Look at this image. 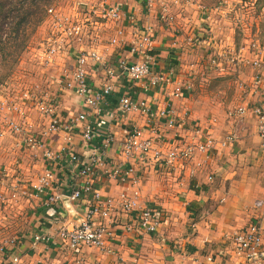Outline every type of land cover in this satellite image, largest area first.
Listing matches in <instances>:
<instances>
[{
    "label": "crops",
    "instance_id": "0c3cea01",
    "mask_svg": "<svg viewBox=\"0 0 264 264\" xmlns=\"http://www.w3.org/2000/svg\"><path fill=\"white\" fill-rule=\"evenodd\" d=\"M111 4L123 6L125 12L136 14L144 22L158 21V26L155 24L157 28L154 26L158 39L153 51L157 58V68L174 69L178 74V81L169 89L152 87L145 90L140 82L133 84L125 76L118 81H107L100 67L90 66L88 77L92 85L101 87L107 82L114 84L115 90L100 103V114L95 108L84 104L82 96L72 91H63L62 86L60 94L56 96L55 105L59 116L64 120L88 112L91 120H103L102 128L97 129L98 133L91 141L84 139L81 127L74 128L70 141L66 138V131L59 130L44 137L46 146L54 151L68 147L69 153L87 158L95 151L101 153L100 147L103 146L106 136H113V142L104 151L105 164L98 166L94 180L96 186L105 195L118 196L123 191L131 190L130 176L126 180L111 178L107 170L116 166L122 169L124 165H129L121 152L124 135L132 125L143 126L146 135H151L145 119L139 113L122 114L117 111V103L123 94L132 92L130 94H134L135 97L146 98L159 105L171 101L176 116L186 118V127L200 124L208 127L217 138L231 131L236 132L238 137L231 145L215 151L212 159L204 163L195 176H187L186 169L180 170L175 175L167 174L166 171H150L149 175L146 174L140 184L143 202L163 211L164 222L160 232L152 235L135 229L125 231L122 225L126 218L121 216L110 244L112 248L110 253L87 246L74 251L60 240L58 243L34 242V235L37 232L51 233L57 240L54 234L58 222L74 224L83 218L87 205L76 207L75 212H70L65 205L66 202L49 206L45 204L49 194L62 189L61 187H65L66 184L72 186L77 181L79 169L77 167L72 169L73 164L66 156L59 164L50 166L47 165L40 151L21 150L17 146L13 150L11 135L9 139L0 140V171L2 172L0 191L11 194L14 188L19 190L17 198L0 202V217L6 218L0 238L15 239V243L9 244L0 254V264H8L9 258L17 255L21 258V264H197L198 261L204 264H250L243 255L235 252L230 233L233 229L244 228L251 222H259L264 228V205L257 207L258 201L264 202V144L257 132L254 115L249 112L240 122L224 119L217 126H213L212 121L213 125L210 123V126L201 118H196L194 113H196L197 101L192 97L195 89L192 69L197 65L191 63L194 62L193 60L185 63L184 54L182 55L179 48L171 47L176 41L173 40L174 36L178 35L168 32L171 30L162 26L163 21L157 19L158 15L150 18L144 15L140 0H111ZM172 18L174 19L173 16ZM130 21L125 19L118 24L111 20L104 22L110 28V35L118 25L124 26L127 32L118 45H110L113 65H116L121 58L135 61L143 57L130 52L131 30L136 29L135 24H131ZM171 22L166 24L174 28V21ZM206 24L197 26L199 28L192 24L193 29L190 33L209 34V27ZM258 26V23L251 22L242 28L245 30V44L251 36L264 37V31ZM203 41L210 45L209 38ZM71 52H76V48ZM241 68L247 70L246 75L243 74L244 78ZM238 74L247 84L251 82L253 72L250 68L240 65ZM48 80L45 78V81ZM59 80L63 82L62 74ZM176 87L181 89L183 95L170 98L169 92ZM257 98V95L244 89L239 104H251ZM44 122L47 124V118H40L38 132L43 129L40 127ZM160 127L163 131H167L165 126ZM48 166L53 168L57 183L42 196H37L29 185ZM222 248L224 254L217 255ZM209 255L214 256L213 262L206 260ZM82 257L84 260L79 262L78 259Z\"/></svg>",
    "mask_w": 264,
    "mask_h": 264
},
{
    "label": "built area",
    "instance_id": "2783aa9c",
    "mask_svg": "<svg viewBox=\"0 0 264 264\" xmlns=\"http://www.w3.org/2000/svg\"><path fill=\"white\" fill-rule=\"evenodd\" d=\"M87 4L91 9V17L95 19L94 28L102 29V23L96 20L104 19L102 22L114 21L116 24L125 19L131 20L136 29L131 30L129 40L130 52L132 54L143 55L141 59L129 61L121 58L113 65L110 57V45H118L126 35L124 26H116L113 34H108V44L101 50L94 44H97L103 35L98 33L93 38L92 46L79 48L72 53V66L65 69L62 74V90L72 91L82 96L84 104L95 108L100 114V103L114 91V84L105 83L97 87L90 83L89 68L98 66L106 76L108 81H118L125 76L130 82H140L145 90L149 88H162L163 90L171 88L178 81V74L174 69L162 70L157 68V58L153 51L156 43V29L152 22L143 21L136 14L125 12L123 6L111 4V0H74ZM144 15L152 17L151 11L154 4L159 0H140ZM201 7L202 21L212 23L216 10L222 12L220 8ZM236 21L244 28L247 25V18L242 14L241 9L235 11ZM56 3L47 7V15L51 18L53 36L49 38L52 42L48 48V55L53 56L62 51L71 52V42L74 36L82 40L85 35L87 22L76 19L69 15L60 14ZM168 8L163 7L160 11L161 19L171 22L172 16L168 15ZM87 18L85 21H89ZM91 22V23H92ZM77 44V40H73ZM96 42V43H95ZM57 43L59 45H57ZM140 57V56H139ZM238 63L250 68L253 72L250 83L242 82L241 86L258 96L251 104L241 103L235 109L230 110L229 118L240 122L247 113L251 112L257 125V132L264 144V37L251 36L248 42L242 45L238 54ZM216 60L213 59V63ZM147 82V83H146ZM179 83V82H178ZM132 93V92H130ZM123 94L116 109L119 113H139L148 126L151 135H146L143 126L132 125L124 135L121 141V152L129 164L121 169L119 166L108 169L107 172L111 178L129 179L131 190L123 191L118 196L105 195L95 184L94 175L98 166L105 164V149L113 142V136H106L103 146L100 147L101 153L96 151L87 158L69 153L68 147H63L60 151H54L45 143V136L59 130L66 131V138L70 141L73 137L74 128L81 127L85 140L91 141L98 133L97 129L102 128L104 122L102 119L91 120L90 113L82 112L64 120L58 114L55 98L48 103L41 100L37 103V108L41 114L48 119V123L40 132H36L33 123L30 122L29 108L33 103L29 99L35 100L29 95L27 105L22 106L16 102L9 101L0 97V140L6 135L15 136V145L20 149L29 151H40L47 165L54 166L59 164L64 157H68L77 167L78 179L72 186L66 184L62 189L56 190L48 195L45 204L47 206L59 202H66L70 212H75L76 207L86 206L83 218L74 224L58 222L59 225L55 232L57 240L51 233L37 232L34 235V242H53L60 240L71 250H81L84 246L97 248L110 253L111 241L116 234V224L118 225L121 216L126 218L123 223L125 231L137 230L145 231L152 235L160 232L164 222L163 211L154 206L145 205L141 189L142 178L150 171H166L167 174L175 175L182 169H186L187 176H195L204 163L212 159L215 151L231 145L237 139V133L228 132L221 138H217L208 127L195 124L192 127H186V118H180L174 113L172 104L166 102L164 105L153 103L146 98L135 97L134 94ZM169 97H181V89L176 87L171 89ZM260 96V97H259ZM165 126L167 131L161 129ZM2 174V172L0 171ZM5 173V171H4ZM210 178H212L210 176ZM57 183L56 174L53 168L47 167L29 185L32 191L38 196H42ZM68 186V187H67ZM64 190L67 189V190ZM19 190L14 188L11 194L0 191V202H7L10 199L17 198ZM264 205V202L258 201L257 207ZM6 218L0 217V235ZM3 238V237H2ZM0 238V254H2L9 244H14L15 239ZM230 240L233 243L237 254L243 255L246 262L250 264H264V228L259 222H251L244 228L233 229L230 233ZM55 241V242H54ZM224 249H220L217 255H223ZM83 257L78 259L82 262ZM208 262L214 261V256L206 257ZM8 264H21L20 256H11ZM130 264V263H125ZM132 264V263H131ZM197 264H204L198 261Z\"/></svg>",
    "mask_w": 264,
    "mask_h": 264
},
{
    "label": "rangeland",
    "instance_id": "374dc122",
    "mask_svg": "<svg viewBox=\"0 0 264 264\" xmlns=\"http://www.w3.org/2000/svg\"><path fill=\"white\" fill-rule=\"evenodd\" d=\"M48 2L50 1L33 0L32 5L29 6L31 11L27 16L28 25L22 28L26 38H18L16 47L8 44L5 48H0V97L2 96L3 99H8L12 103L16 102L22 106L27 105L28 99L26 97L28 95L35 99H29L33 103L30 105L28 113L36 132L39 130L40 118L44 117L37 108V103L41 100L48 103L60 94L63 83L60 82L59 76L73 63V52L68 53L69 49L67 51L61 50L60 53L53 56L48 55L47 50L52 42L49 38L53 36L52 25L49 22L51 18L47 15V9L45 14L43 11L44 5ZM55 3L61 15H69L76 19V14H79V19L87 22L82 40L81 38L79 40L77 36L71 39V50L92 46L95 40L89 35L95 33L96 36L102 31L94 28L95 22L92 21L95 18L91 17L92 13L89 6L74 0H53L50 5ZM164 6L168 8V15L174 17V19L172 18L174 28H170V25L166 24L168 22L161 19L159 15ZM200 6L222 10V12L216 10L212 23L206 24L209 27V34L190 33L193 29L192 24L196 28L205 24L201 20ZM237 8H240L242 14L248 19L247 25L251 22L258 23L260 30L264 31V0H159L156 1L151 11L152 17L158 15L157 19L163 21L161 22L162 26L171 30L168 32L178 35L174 36L175 39L173 40L176 41L172 43L173 45L171 44V47L179 48L182 55L184 54L185 63L193 60L194 62L191 63L197 65L196 68L192 69L195 78V89L192 97H195L197 101L194 116L198 119L201 118L205 124L210 125L212 121L213 126H217L224 119L226 121L230 119L229 112L238 106L245 89L241 86L243 79L238 74V69L243 64L238 63L239 60L237 59L244 43L245 30L235 19L234 15ZM135 10L138 11L136 8ZM87 18L91 19L85 21ZM96 21L100 23L99 20ZM157 22H152L155 27ZM101 23H103V33L101 34L103 36L94 45L104 50L108 44L110 28L102 20ZM188 27L189 29H187ZM253 28L255 30V27ZM195 30L197 31V29ZM155 38L156 43L157 34ZM205 38H209L210 45L204 43ZM24 39L26 40L25 43ZM75 39L77 42H82L77 44L73 41ZM57 45L59 44L57 43ZM213 59L216 60L215 63H213ZM240 70H242V76L243 74L246 75L245 71L247 70L243 68ZM45 78L49 80L45 81ZM46 125L44 122L40 128H45ZM10 135H6L4 139H9ZM11 136H13L12 148L15 150V136L14 134Z\"/></svg>",
    "mask_w": 264,
    "mask_h": 264
},
{
    "label": "trees",
    "instance_id": "16d2710c",
    "mask_svg": "<svg viewBox=\"0 0 264 264\" xmlns=\"http://www.w3.org/2000/svg\"><path fill=\"white\" fill-rule=\"evenodd\" d=\"M48 4L44 5V14L47 7L53 2L49 0ZM33 0H0V48L3 49L8 44L13 47L17 46V39L26 38L22 28L28 25V14L30 13V5ZM42 20V18H41ZM23 32V33H22ZM6 34V35H5ZM5 35L4 39L3 36ZM12 35V36H11ZM26 40L24 39V43ZM23 45V43L21 42ZM20 44V45H21Z\"/></svg>",
    "mask_w": 264,
    "mask_h": 264
}]
</instances>
